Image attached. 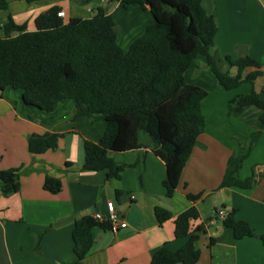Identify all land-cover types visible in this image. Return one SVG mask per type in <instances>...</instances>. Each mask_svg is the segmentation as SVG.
Wrapping results in <instances>:
<instances>
[{"label": "crops", "instance_id": "1", "mask_svg": "<svg viewBox=\"0 0 264 264\" xmlns=\"http://www.w3.org/2000/svg\"><path fill=\"white\" fill-rule=\"evenodd\" d=\"M7 2V10L0 11V38L7 18L31 32L35 19L52 7L62 11V19L67 21L90 18L96 5L80 6L75 0ZM106 2L101 0L99 5ZM201 4L217 26L214 50L231 60L246 56L256 60L262 76L252 86L243 84L224 91L205 58L193 60L184 77L187 84L207 92L201 102L205 129L193 146L172 198L165 196L163 188L164 162L148 149L111 152L114 162L123 167L117 180H107L106 172L82 171L84 140L97 142L106 124L85 117L70 121L73 101H61L53 112L46 113L26 105L21 91L0 90V170L20 169L19 191L8 197L0 191V264H73L75 221L96 212L106 218L108 201H113L120 221L127 226L94 228L92 248L78 264H151L154 253L164 245L172 252L179 250L188 238L174 237L173 221L190 207L199 213L191 224L193 229L201 228L194 244L200 251L196 264H264L260 240H235L218 216L219 211L227 214L235 210L236 219L247 222L256 235L264 234V127L258 120L259 111L249 108L239 117L226 115L231 98L264 87V0H201ZM107 13L119 27L117 44L123 51L153 23L150 12L138 5L123 9L116 3ZM231 70L235 75L236 69ZM51 132L62 135L57 149L31 154L28 137ZM241 149L247 156L236 176L243 180L254 173L257 183L248 190L219 188L228 159ZM45 177L60 181L58 193L44 190ZM116 191L121 193L119 198ZM199 193L197 201L187 199V194ZM156 207L172 215L162 226L154 216Z\"/></svg>", "mask_w": 264, "mask_h": 264}, {"label": "trees", "instance_id": "2", "mask_svg": "<svg viewBox=\"0 0 264 264\" xmlns=\"http://www.w3.org/2000/svg\"><path fill=\"white\" fill-rule=\"evenodd\" d=\"M75 1L80 6L93 5V0ZM106 1L119 3L123 9L138 5L150 12L153 23L123 51L117 44V25L103 5H95L90 18L67 21L52 7L35 19L31 32L7 18L0 38V90L21 91L26 105L46 113L53 112L61 101H73L70 121L85 117L106 124L97 142L84 140L82 171L106 172L107 180H117L123 167L110 153L148 149L164 162L163 188L165 196L172 198L193 146L205 129L201 102L207 92L187 84L185 72L202 56L218 86L234 91L243 84L252 86L262 76L261 64L248 56L231 60L214 50L217 26L201 0ZM7 8V0H0V11ZM222 63L235 68L236 74L231 75ZM246 69L252 70L245 74ZM249 108L259 111L258 120L264 127V87L231 98L226 115L239 117ZM61 136L56 132L30 135L28 150L33 155L55 150ZM246 156L247 151L241 149L228 159L219 188L248 190L257 183L254 173L243 180L236 176ZM43 188L56 194L61 184L57 178L45 177ZM19 189L20 169L0 170L1 194L8 197ZM115 195L119 198L121 193ZM200 197V193L187 194L191 202ZM235 212L227 213L223 226L232 231L235 240L258 238L264 248V234L256 235L247 222L235 218ZM154 216L159 226L172 218L160 207L154 209ZM198 218L195 207L180 213L173 221V234L177 239L188 238L186 244L175 252L164 245L154 253L151 264H196L200 251L194 244L201 228L193 229L191 224ZM94 228L112 230L109 223L92 216L75 221L73 264L80 263L91 250Z\"/></svg>", "mask_w": 264, "mask_h": 264}, {"label": "built area", "instance_id": "3", "mask_svg": "<svg viewBox=\"0 0 264 264\" xmlns=\"http://www.w3.org/2000/svg\"><path fill=\"white\" fill-rule=\"evenodd\" d=\"M58 17H64V13L62 11H59L57 13ZM106 208H107V217L103 218L102 215L98 212L93 213L92 217L93 219L99 221V222H107L110 224V226L112 227V229L115 228H126L127 224L124 221H120L119 219V215L117 213V211L115 210V206L113 201H108L106 204ZM226 212L224 211H219L218 212V216L221 217L222 219L226 216Z\"/></svg>", "mask_w": 264, "mask_h": 264}, {"label": "rangeland", "instance_id": "4", "mask_svg": "<svg viewBox=\"0 0 264 264\" xmlns=\"http://www.w3.org/2000/svg\"><path fill=\"white\" fill-rule=\"evenodd\" d=\"M106 8H108V9H112L114 6H115V3H106L105 5H104ZM119 30V27L117 26V31ZM222 66H223V68L225 69V70H228V71H230L231 69H233V68H230L227 64H225V63H222ZM232 71V70H231Z\"/></svg>", "mask_w": 264, "mask_h": 264}, {"label": "water", "instance_id": "5", "mask_svg": "<svg viewBox=\"0 0 264 264\" xmlns=\"http://www.w3.org/2000/svg\"><path fill=\"white\" fill-rule=\"evenodd\" d=\"M93 4L99 5L101 3V0H93Z\"/></svg>", "mask_w": 264, "mask_h": 264}]
</instances>
